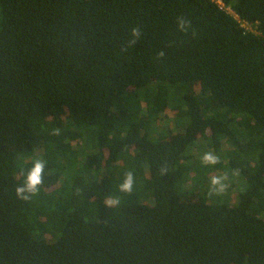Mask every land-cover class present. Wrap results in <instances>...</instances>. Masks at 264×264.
Returning a JSON list of instances; mask_svg holds the SVG:
<instances>
[{
	"label": "trees",
	"instance_id": "16d2710c",
	"mask_svg": "<svg viewBox=\"0 0 264 264\" xmlns=\"http://www.w3.org/2000/svg\"><path fill=\"white\" fill-rule=\"evenodd\" d=\"M216 1L0 0V264H264V0Z\"/></svg>",
	"mask_w": 264,
	"mask_h": 264
},
{
	"label": "clouds",
	"instance_id": "9594fccd",
	"mask_svg": "<svg viewBox=\"0 0 264 264\" xmlns=\"http://www.w3.org/2000/svg\"><path fill=\"white\" fill-rule=\"evenodd\" d=\"M191 21L184 17L177 19V28L181 32H186L191 29ZM131 39L128 41L129 45L135 44V42L142 36V29L134 27L130 30ZM163 56V52L160 53ZM201 163L205 166H215L220 162V157L212 151L204 152L201 156ZM46 167V162L42 159H36L33 162L32 167L28 170L24 182L18 185L16 188V195L19 199L28 200L32 196H35L40 191V186L43 183V174ZM228 176L216 175L211 177L209 182V195L222 194L227 188ZM134 174L129 171L125 173L122 183L119 185V190L124 193H130L134 186ZM118 200L110 199L108 201L109 206L118 204Z\"/></svg>",
	"mask_w": 264,
	"mask_h": 264
},
{
	"label": "rangeland",
	"instance_id": "374dc122",
	"mask_svg": "<svg viewBox=\"0 0 264 264\" xmlns=\"http://www.w3.org/2000/svg\"><path fill=\"white\" fill-rule=\"evenodd\" d=\"M224 149L226 150L227 147H225ZM209 151H211V150L209 149ZM192 152H193V154H196V155H198V154L200 153L199 156L201 155L202 152L204 153V151H201V152H200L199 150H196V149H193ZM220 155H221V154H220ZM201 156H202V155H201ZM201 156H200V157H201ZM200 162H201V161H200ZM192 188L195 189V187H192ZM245 188H246V186H241L240 188L236 187V188H235V192H237V194H236V196H233L234 199L237 200V199H238V195H239V193H242L243 190H244Z\"/></svg>",
	"mask_w": 264,
	"mask_h": 264
},
{
	"label": "built area",
	"instance_id": "2783aa9c",
	"mask_svg": "<svg viewBox=\"0 0 264 264\" xmlns=\"http://www.w3.org/2000/svg\"><path fill=\"white\" fill-rule=\"evenodd\" d=\"M216 2H217L218 4H220L221 6L224 7V4L222 3V1L217 0ZM228 11L231 12V13H233V11H232L231 9H228Z\"/></svg>",
	"mask_w": 264,
	"mask_h": 264
}]
</instances>
